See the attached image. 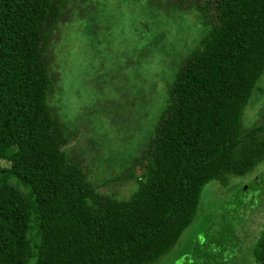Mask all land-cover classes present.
<instances>
[{
	"label": "trees",
	"instance_id": "obj_1",
	"mask_svg": "<svg viewBox=\"0 0 264 264\" xmlns=\"http://www.w3.org/2000/svg\"><path fill=\"white\" fill-rule=\"evenodd\" d=\"M90 0H0V264H156L196 219L204 187L264 161V113L244 125L264 76V0H151L203 26L167 84L157 121L103 193L65 147L77 134L50 103L62 24ZM264 264V229L251 248Z\"/></svg>",
	"mask_w": 264,
	"mask_h": 264
},
{
	"label": "rangeland",
	"instance_id": "obj_2",
	"mask_svg": "<svg viewBox=\"0 0 264 264\" xmlns=\"http://www.w3.org/2000/svg\"><path fill=\"white\" fill-rule=\"evenodd\" d=\"M150 1L90 0L86 12L61 25L56 41L60 81L50 103L77 132L65 149L101 192L120 199L137 187L136 179H122L124 160L144 144L168 82L203 33L195 10L167 13ZM259 86L245 126L264 113V76ZM262 229L264 161L228 184L209 182L196 219L156 264H256L251 248Z\"/></svg>",
	"mask_w": 264,
	"mask_h": 264
}]
</instances>
